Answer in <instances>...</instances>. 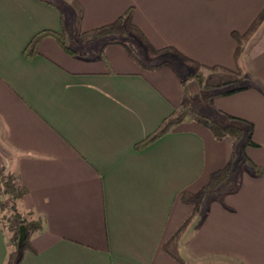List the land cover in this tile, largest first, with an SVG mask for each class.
<instances>
[{"label":"crops","instance_id":"crops-1","mask_svg":"<svg viewBox=\"0 0 264 264\" xmlns=\"http://www.w3.org/2000/svg\"><path fill=\"white\" fill-rule=\"evenodd\" d=\"M129 9L140 36L129 45L146 65L178 50L207 67L243 69L247 88L215 92L197 109L252 122L259 146L246 152L264 166V17L239 63L232 34L264 15V0H0V164L28 188L23 209L45 220L21 264H181L163 249L195 209L180 195L230 161L232 140L198 121L136 148L185 98L171 65L150 69L122 43L105 47L108 63L88 42L70 55L51 36L24 55L43 29L65 28L77 41ZM211 74L217 85L237 76ZM9 251L0 223V264ZM180 251L187 264H264V176L242 164L231 188L204 195Z\"/></svg>","mask_w":264,"mask_h":264},{"label":"trees","instance_id":"trees-1","mask_svg":"<svg viewBox=\"0 0 264 264\" xmlns=\"http://www.w3.org/2000/svg\"><path fill=\"white\" fill-rule=\"evenodd\" d=\"M263 16L264 15L262 13L246 32H232L234 38L237 41L235 58L238 63L244 52L246 42L261 24ZM124 26L127 28L135 27L132 23V9L126 11L116 21L99 26L89 31H82L78 34V36L81 39L94 38L102 40L108 36L119 33ZM48 36L55 38L62 49L68 54H78L79 50L72 45L75 39L74 35L67 29L62 28L60 31L52 29H43L39 31L36 35H34L29 44L24 49V55L28 58H33L35 55H37L39 53L40 42L42 39ZM111 43L124 44L128 48L130 56L134 60L142 63L150 69L157 68L162 64H172L171 62L165 60L157 64L146 65L144 62H142L140 56L131 48L128 43L122 39L116 38L106 39L100 46L99 56H101L107 63L108 59L105 53V47ZM168 48L174 49L172 47ZM176 52H178L181 57L192 60L180 51L176 50ZM209 68H222L223 70L235 73L238 78L240 77L236 80L224 82L222 85H220V88L227 86L230 87L222 88L216 94H230L247 88L245 84L241 83V79L244 74L241 67H238L235 71H231L230 69L223 66H213ZM174 69L179 74V76H181L177 68L174 67ZM200 81L203 83L202 75H200ZM214 94L215 93H213V95ZM224 116L225 121H221L202 114L186 96L184 100L178 106H176L173 111L163 120L161 125L153 133L136 144V148L141 149L169 133L176 126L185 121H198L203 123L210 129L213 136L218 140L224 139L226 137H229L232 140V155L228 164L223 168L213 172L210 176L209 182L200 191H183L180 195V199L182 201L194 204L195 209L175 231L172 237L163 243V249L181 264H187V262L181 254L180 241L188 226L199 213V204L203 196L216 192L222 186H231L238 174L240 168L239 165L241 166L242 164H247L255 175L264 176V166L256 163L251 157L248 156L246 152V148L249 146H259V144L253 138L254 124L242 117L229 114H224ZM27 194L28 188L22 183L19 175L9 169L6 165L0 164V223L2 224L5 232L8 234V242L10 247L6 264H21L27 252H36L32 242L33 236L36 233L42 231L45 227V220L43 216L39 215L34 210L23 209L21 201ZM23 230L24 234L22 238ZM20 243L22 247L19 246Z\"/></svg>","mask_w":264,"mask_h":264},{"label":"rangeland","instance_id":"rangeland-1","mask_svg":"<svg viewBox=\"0 0 264 264\" xmlns=\"http://www.w3.org/2000/svg\"><path fill=\"white\" fill-rule=\"evenodd\" d=\"M251 37L249 39H251ZM111 38L122 39L124 41H127L128 44H130L132 46L138 39H140V36H138L136 30H134V29L132 30V29L124 26V27H122V29L119 33H117L115 35L108 36L105 39L99 40V39H94V38H86V39L80 38L77 41L75 39V41L72 45L75 48H82L83 46L81 43L88 42L86 49L89 52H91V54H92L93 51L96 50V47H98V45L101 46V44L104 42V40L111 39ZM164 58H166V57H164ZM165 60L171 62L172 64H169V65H171L173 68L176 67L177 70L180 72V74H181L180 78L182 79L183 84H184L185 97L187 96V98L190 100V102L196 108L198 107L199 102H201L205 98L208 99L209 97H211V95H213V93L218 92L222 88L230 87V86H227V87H221L220 88V84L217 85L214 82L215 79L211 74V70L212 71L213 70L223 71L222 68L212 69V68L204 66L200 63H195V62H193V60L185 59V58L181 57L179 54H178V56H171V59L166 58L163 61H165ZM152 62L153 61H150L149 64H154ZM160 62H162V61H160ZM200 75L203 76V83H201V81H200ZM235 77H236V79H239L237 76H235ZM240 157H241V155H240ZM239 167H241V166L239 165ZM232 186H233V184H231L230 188ZM228 188L229 187H227V186H222L216 192L221 191V190H226ZM23 234H24V230L22 233V238H23ZM21 242H22V240H21ZM19 246L22 247L21 243Z\"/></svg>","mask_w":264,"mask_h":264}]
</instances>
